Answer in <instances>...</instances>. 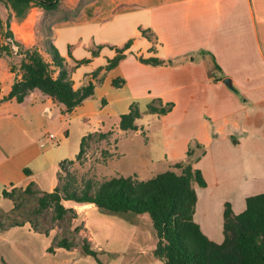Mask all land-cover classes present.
<instances>
[{
	"label": "rangeland",
	"instance_id": "1",
	"mask_svg": "<svg viewBox=\"0 0 264 264\" xmlns=\"http://www.w3.org/2000/svg\"><path fill=\"white\" fill-rule=\"evenodd\" d=\"M150 5L149 0H60L56 8L28 12L12 26L19 40L26 46L37 45L48 59L46 46L52 39L66 57L77 84L86 83L90 73L99 74L95 93L72 112H63L60 105L51 102L53 113L48 114L44 110L46 97L35 100L30 96L24 103L14 101L11 113L0 119V147L8 154L17 152L29 157L27 166L33 171L35 185L49 190L58 170H62L59 184L67 180L68 171L76 178L75 184L83 186L88 179L100 182L113 175L135 173L151 177L166 169L157 161L147 169L144 161L152 154L161 155L159 128L168 113L151 112L148 105L167 102L155 94L157 88L153 85L147 83L139 90L121 76L122 70L128 72L133 61L140 59V50L146 54L149 49L161 48ZM0 12L4 19L9 15L2 3ZM5 41L0 33V42ZM129 41L127 56L108 68V60L116 55L117 48H124ZM5 56L11 65H17L15 56ZM134 70L143 82L151 77L150 72L138 67ZM119 78L124 81L115 84ZM134 92L143 95L129 96ZM134 102L141 110L138 124L145 133L135 135L136 131L130 130L118 136L100 128L118 122ZM261 108L264 111L258 104L257 110ZM254 109L251 113L257 111ZM65 131L66 136H61ZM45 132L56 133L57 139L49 141ZM90 132L85 151L77 158L82 139ZM239 134L241 144L234 139L202 144L205 150L201 159L208 171L207 181L219 182L212 188L229 195L235 206L240 205L237 209H242L246 196L264 191V114ZM8 186L0 183V264H166L154 254L157 236L147 212L139 217L131 212L105 211L93 203L82 205L65 200L70 207L68 213L55 218L52 207L39 210L38 197L44 191L34 186L28 191L23 186L13 187L15 201L3 194ZM15 220L24 223L11 225ZM62 237L73 241L71 248L58 245ZM85 243L98 251L101 262L85 253Z\"/></svg>",
	"mask_w": 264,
	"mask_h": 264
},
{
	"label": "crops",
	"instance_id": "2",
	"mask_svg": "<svg viewBox=\"0 0 264 264\" xmlns=\"http://www.w3.org/2000/svg\"><path fill=\"white\" fill-rule=\"evenodd\" d=\"M149 2L152 24L161 48H157V51L149 49L146 53L148 55L140 50L139 55L158 56L165 62L152 64L136 58L132 63L133 68L138 67L151 73V77L144 82L139 72L137 74L133 68L128 72L122 70L121 76L135 84V88L139 90L147 86V83L153 85L157 88L155 94L160 96L161 101L172 102L173 106L164 114L166 116L159 128L160 147L163 151L161 155H149L147 161H144L145 168L148 169L156 161L166 169L171 168L175 162L188 159L191 146L198 151L204 149L203 146L199 148L197 144H222L230 139H234L236 144H241L240 130L252 127V122L263 118L264 114L262 108L257 110L258 104L264 107V0ZM35 11H42V7L34 5L29 12ZM18 22L14 17L11 25ZM24 23L25 20L20 21V26ZM171 59L172 61H168ZM57 73L58 69L55 71V74ZM17 77H21V72L12 70L9 58L0 55V119L11 113L10 106L17 101L15 98L6 97ZM70 77L73 80L71 74ZM225 77L231 78L232 85L224 82ZM97 78L98 73H90L88 81L95 83ZM73 84L75 87L80 86L74 80ZM141 95L143 93L134 92L129 96L137 98ZM30 96L35 100L46 97L47 105L44 110L48 114L53 113L51 102L60 105L63 112H68L64 104L39 88L28 93L20 103H24ZM251 108L257 111L254 109L255 112L251 113ZM100 128L112 130V134L118 136L128 134L130 130L136 131L135 135L145 133L140 126L138 129L121 128L120 118L115 124L109 127L104 124ZM66 134L67 131L61 136ZM124 152L122 154H125ZM17 155V152L8 154L0 147V183L9 184L6 189L11 190L13 187H26L33 182L32 186L45 191L39 184H34L37 181L32 169L27 166L29 157L23 153ZM201 155L194 160V165L199 167L207 178L208 171ZM32 157L35 158L36 155L33 154ZM61 171L58 170V174L52 179V187L49 190L59 184ZM135 174L140 178H148L144 173ZM217 183L219 182L207 181L206 186H199L200 190L196 186L198 200L194 217L205 234L220 242L224 238L225 205L227 201H232L229 195L212 188V184ZM12 206L13 204L10 205ZM232 206L235 212L245 208L244 206L237 209L240 205L235 206L234 203ZM140 215L138 214L139 217ZM2 229L6 231L7 227Z\"/></svg>",
	"mask_w": 264,
	"mask_h": 264
},
{
	"label": "trees",
	"instance_id": "3",
	"mask_svg": "<svg viewBox=\"0 0 264 264\" xmlns=\"http://www.w3.org/2000/svg\"><path fill=\"white\" fill-rule=\"evenodd\" d=\"M0 3L9 10L6 19L0 12V33L6 39L5 42H0V55L15 56L17 65L12 64L11 69L21 72V77L14 80L7 98H15L21 102L28 93L39 88L64 104L68 112H72L84 99L95 93V83L92 80L79 87L74 86L66 66V57L52 39L47 41L46 50L50 55L48 59L37 45L26 46L19 40L12 28V18H25L32 6L53 9L59 5L60 0H0ZM129 44L130 41L124 48H117L116 55L108 60V68L115 66L126 55L125 49ZM140 59L152 64L165 62L158 56H140ZM216 66L220 68L218 64ZM123 81V78H119L114 83L121 84ZM172 106V102H167L166 105L151 103L148 109L151 112L165 113ZM141 115L138 104L132 103L128 111L121 114L120 127L138 129L137 119ZM91 135L92 132L83 137L77 158L82 157L85 143ZM197 145L202 148V145ZM203 152V148L198 151L191 146L188 159L177 161L171 168L148 178H140L136 174H118L100 182L88 179L83 186H78L75 184L76 178L67 171L66 181L57 184L52 190H45L38 197L39 210L52 207L54 217L62 218L70 209L64 200H74L81 204L93 203L110 212H131L135 215L147 212L157 236L154 254L164 259L166 264H264V191L248 195L245 208L240 212H235L232 204L226 202L224 238L220 242L205 234L196 221V186H206L207 180L202 170L194 165V160ZM61 179L60 172L59 180ZM32 185L33 182L29 183L25 190H31ZM15 191V188H5L3 194L16 201ZM18 205L16 202L15 206ZM22 223L24 221L15 220L11 225ZM2 227L5 228L4 225ZM72 244L73 241L66 237L58 240L59 246L71 248ZM84 248L85 253L95 256L101 262L96 249L88 243L84 244ZM52 249L53 247H49V250Z\"/></svg>",
	"mask_w": 264,
	"mask_h": 264
},
{
	"label": "built area",
	"instance_id": "4",
	"mask_svg": "<svg viewBox=\"0 0 264 264\" xmlns=\"http://www.w3.org/2000/svg\"><path fill=\"white\" fill-rule=\"evenodd\" d=\"M44 135L48 138L49 141H55L57 139V134L54 132H45Z\"/></svg>",
	"mask_w": 264,
	"mask_h": 264
},
{
	"label": "water",
	"instance_id": "5",
	"mask_svg": "<svg viewBox=\"0 0 264 264\" xmlns=\"http://www.w3.org/2000/svg\"><path fill=\"white\" fill-rule=\"evenodd\" d=\"M224 82L227 83L228 85H232L231 78L230 77H225Z\"/></svg>",
	"mask_w": 264,
	"mask_h": 264
}]
</instances>
